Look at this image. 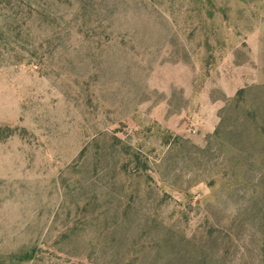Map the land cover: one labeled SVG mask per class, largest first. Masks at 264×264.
<instances>
[{
    "label": "rangeland",
    "instance_id": "374dc122",
    "mask_svg": "<svg viewBox=\"0 0 264 264\" xmlns=\"http://www.w3.org/2000/svg\"><path fill=\"white\" fill-rule=\"evenodd\" d=\"M0 264H264V0H0Z\"/></svg>",
    "mask_w": 264,
    "mask_h": 264
}]
</instances>
